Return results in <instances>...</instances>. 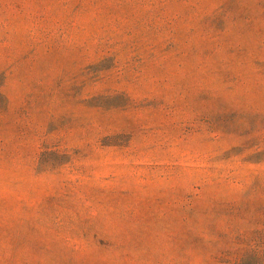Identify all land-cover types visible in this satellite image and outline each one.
Segmentation results:
<instances>
[{
  "label": "rangeland",
  "instance_id": "rangeland-1",
  "mask_svg": "<svg viewBox=\"0 0 264 264\" xmlns=\"http://www.w3.org/2000/svg\"><path fill=\"white\" fill-rule=\"evenodd\" d=\"M253 232L264 0H0V264H235Z\"/></svg>",
  "mask_w": 264,
  "mask_h": 264
},
{
  "label": "trees",
  "instance_id": "trees-1",
  "mask_svg": "<svg viewBox=\"0 0 264 264\" xmlns=\"http://www.w3.org/2000/svg\"><path fill=\"white\" fill-rule=\"evenodd\" d=\"M253 235L255 232L250 236L243 235L239 238L244 245L235 264H264V254L259 251L258 245L253 244V239H251Z\"/></svg>",
  "mask_w": 264,
  "mask_h": 264
}]
</instances>
